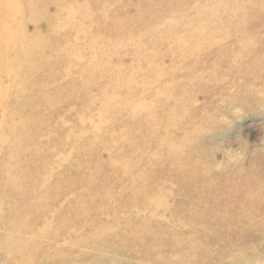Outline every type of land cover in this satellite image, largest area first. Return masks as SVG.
<instances>
[{"label":"bare ground","instance_id":"6f19581e","mask_svg":"<svg viewBox=\"0 0 264 264\" xmlns=\"http://www.w3.org/2000/svg\"><path fill=\"white\" fill-rule=\"evenodd\" d=\"M220 1L0 0V254L220 264L214 242H264V155L201 144L264 74V0Z\"/></svg>","mask_w":264,"mask_h":264},{"label":"rangeland","instance_id":"374dc122","mask_svg":"<svg viewBox=\"0 0 264 264\" xmlns=\"http://www.w3.org/2000/svg\"><path fill=\"white\" fill-rule=\"evenodd\" d=\"M215 5H217V3ZM205 15L207 14L205 13ZM232 55L236 56L238 54L233 52ZM262 75L264 74H256L254 78L253 74H249V76L244 75L238 79L236 83L248 84L242 87L247 88V93H249L247 95L249 98L246 100L244 99V94H242L244 92L229 91L225 99L223 97L222 101L216 104L218 113L214 120L204 124L201 144L213 163H223L227 160L236 163L238 161H243L246 154L264 155V79ZM248 77L252 80L255 79L253 81V92L250 91ZM7 81L11 80L9 79ZM241 91L246 90L241 89ZM4 93V97L10 95L9 91ZM252 94L255 95L253 96ZM198 101L204 102V98L200 97ZM148 115H151V113ZM263 244V241L260 243L257 242L254 245H252V242L248 244L239 243V246L235 244L236 248L233 247L230 249L218 241L214 242L209 247L212 252L223 250V253L220 254V264H264V256L256 259L250 258L253 261L252 263L248 260L249 257L254 256L258 249L264 250ZM238 249L242 251L240 253L241 255H237ZM97 253L98 257L94 260H85L82 263L70 264H120L112 255L103 254L102 252ZM205 255H207V253L196 252L187 254V257L191 261H195ZM5 257L6 254H4V256L3 253L0 254V264H16V262L9 257ZM48 261L49 264H56L54 258H48ZM210 264H212V262H210Z\"/></svg>","mask_w":264,"mask_h":264}]
</instances>
